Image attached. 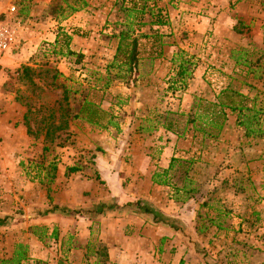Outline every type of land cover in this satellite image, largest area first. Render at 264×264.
Wrapping results in <instances>:
<instances>
[{"label": "rangeland", "instance_id": "374dc122", "mask_svg": "<svg viewBox=\"0 0 264 264\" xmlns=\"http://www.w3.org/2000/svg\"><path fill=\"white\" fill-rule=\"evenodd\" d=\"M137 4L142 23L122 0H0L18 40L0 77V264L16 244L20 264H112L111 247L140 264H264V0ZM121 31L138 42L126 79L112 65ZM60 32L74 56L53 54ZM85 101L98 125L75 118ZM239 107L260 111L261 135H245ZM167 146L168 166L184 162L171 182L194 192L152 183ZM224 160L257 162L222 182ZM138 199L174 216L173 237L125 207Z\"/></svg>", "mask_w": 264, "mask_h": 264}, {"label": "trees", "instance_id": "16d2710c", "mask_svg": "<svg viewBox=\"0 0 264 264\" xmlns=\"http://www.w3.org/2000/svg\"><path fill=\"white\" fill-rule=\"evenodd\" d=\"M123 2L128 3L130 6V10H129V15L130 17L135 14V17H133L134 19L138 18V23H142L141 22V16L145 13V10L143 9L144 6L140 7L138 6L137 2L138 0H122ZM155 24L157 25H162L164 24V22L161 20H158L155 22ZM141 26V25H140ZM119 38V43L118 46L116 48V53L112 62V65L118 70V74L117 77L119 79H126L127 77L131 76L133 73V70L135 68V65L138 62V42H137V38L136 37H132L130 35L129 31H121L118 35ZM70 36H68L66 33L60 32L56 38L55 41V46H58L59 49L57 52H53V54L60 56V57H70V56H74L75 53L73 51L70 50L69 46H70ZM48 52H50V49H47V52L45 50L44 54H48ZM189 64L188 60H181L180 64L178 66V72L176 73V76L181 79L184 80L188 75L189 72L187 71L186 66ZM32 70L29 67H25L22 69V72L25 73H29ZM91 105L87 104V102L85 101L84 104L81 107V110L79 111L78 115L75 116V118H79L80 116L85 115L84 119L92 125H98L97 121H94L93 116L95 117V115L97 113H95L93 110H91ZM237 109V108H236ZM234 108H231V111H233ZM239 113H242L243 111H246L248 113L242 114V117L240 118V121L238 122L239 126H243L246 130V136L247 137H255V136H259L263 133L262 130H260V128L258 127L259 125L257 124L260 120V117L258 116V114L260 113V111L257 110H249L247 108L244 107H239L238 108ZM262 112V111H261ZM219 115L223 114L222 111L218 112ZM80 115V116H79ZM264 120V113H263V118L261 119V121ZM63 123L66 126V122L63 121ZM213 123V122H211ZM256 123V124H254ZM27 125V123H25ZM254 125V127H253ZM216 127V130L218 131L219 129H221V124L214 126ZM184 164V162L177 160L175 158H173L168 166L167 169H163L161 170V172H156L152 175V183L157 184V185H161V186H171L173 185V188L176 189V192H183L186 194L187 193H192L195 190L193 188H189V186L192 184L191 181H188L186 178H184L182 186L180 188H175V184H173L171 182V173L174 170L175 166H182ZM51 167L53 169H55L54 165H51ZM79 171V168L77 167H68L66 169V176L76 173ZM186 173V172H185ZM100 208L96 209V212L98 213H102L103 209H108V210H113L115 208H117L115 205H111V206H107V205H100ZM125 207H134V209H136L137 211H139L141 214H146L150 217H152V221L154 223H158L161 222L164 225H168V226H172L170 225V223H168V219L163 217L162 214L158 213L155 209H153L152 206H150V204H147V202H144L142 199H138L136 201L133 202H127L125 204ZM213 224L215 222H212ZM5 224V220H1L0 219V226ZM218 229H221V226L218 224L217 225ZM205 229L201 226L200 228H198L196 231L198 233H202ZM27 259V248L25 246H23L22 244H16L14 246V251L10 257V259L6 260V261H2V264H20L21 262H23L24 260ZM179 264H183V262L181 261Z\"/></svg>", "mask_w": 264, "mask_h": 264}, {"label": "crops", "instance_id": "0c3cea01", "mask_svg": "<svg viewBox=\"0 0 264 264\" xmlns=\"http://www.w3.org/2000/svg\"><path fill=\"white\" fill-rule=\"evenodd\" d=\"M178 138L174 137V139L172 140V142L169 144V146L172 144V143H175L177 141ZM168 144V142H166ZM178 143V142H176ZM253 144V143H252ZM255 145V143L253 144ZM167 146L165 149H164V154H163V157H162V162L160 163V165L163 167V168H167L168 167V162L165 160V154L170 150V147ZM251 148H248L247 150H244L243 148L242 149H238V152L241 154L243 153H246L247 151H249ZM262 149V147H259V148H256L255 151H258ZM260 156L258 155L257 158H259ZM222 161V160H221ZM229 161H232L233 164H229ZM257 161H254V160H224V164L221 166V169H220V173H219V177H222L221 178V181L223 182V180L228 177L229 175H231L232 173H235L236 171H240L242 169V167L247 163L248 164V167L251 168V165L253 164H256ZM250 175H254L253 172H250ZM261 176H264V165H263V168H261ZM153 209H155L158 213L162 214L163 217L167 218L168 219V223H170V225H173L172 226H168V225H164L162 224L161 222H158V223H154L152 221V217L148 216V222L152 225H158V229L159 230H162L163 234L164 235H167L169 237H173L175 235V233L173 234V232L171 231V229H177L176 227V224H175V221H172L169 216L170 214H165L164 212H161L160 210L156 209L153 207ZM146 215V214H144ZM166 215H169V216H166ZM170 217H174V216H170ZM150 225V226H151ZM148 227V225H146ZM145 230V229H144ZM146 234L148 235L149 232L146 230ZM176 239H174V242H176ZM172 240H169L168 241V244L169 246L172 245ZM180 243V242H179ZM170 249V248H168ZM169 252V251H168ZM171 255L170 254H166L164 255V258H165V261H166V264H176V261H175V258L177 257V254L174 255V260L171 259L170 257ZM181 258V257H180ZM109 260L112 264H140V260H138L136 257H132V258H126L125 256H122V254H115L112 247H111V250L109 251ZM143 262H145V260H143Z\"/></svg>", "mask_w": 264, "mask_h": 264}, {"label": "built area", "instance_id": "2783aa9c", "mask_svg": "<svg viewBox=\"0 0 264 264\" xmlns=\"http://www.w3.org/2000/svg\"><path fill=\"white\" fill-rule=\"evenodd\" d=\"M10 12H14L15 8L11 7ZM0 13V77L4 70V60L17 49L18 40L13 28L5 21Z\"/></svg>", "mask_w": 264, "mask_h": 264}]
</instances>
